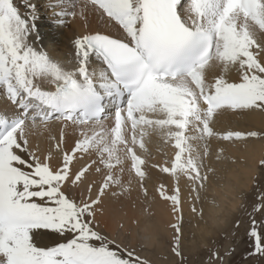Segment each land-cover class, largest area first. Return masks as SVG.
Masks as SVG:
<instances>
[{"label":"snow or ice","instance_id":"obj_1","mask_svg":"<svg viewBox=\"0 0 264 264\" xmlns=\"http://www.w3.org/2000/svg\"><path fill=\"white\" fill-rule=\"evenodd\" d=\"M22 6L23 13L15 0H0V98L8 102L0 109V264H148L101 231L103 197L113 188L128 190L124 168L116 171L125 160L128 184L134 174L143 188L145 160L137 147L145 149V127L173 142L170 166L160 171L176 186L172 194L162 184L157 189L173 215L181 212L180 178L193 190L208 179L201 174L207 147L193 155L191 140L258 135L220 136L212 124L222 111L264 112V0H50L56 25L91 12L115 30L75 37L71 68L34 46L38 5L22 0ZM212 69H220L214 79ZM232 70L236 81L225 77ZM53 122L60 136L51 139L62 153L55 167L29 139ZM69 127L78 136L65 150ZM190 129L198 135H188ZM93 173L100 179L90 180ZM262 210L264 198L253 209ZM171 227L172 251L181 256L180 227ZM258 227L264 222L253 219L250 254L264 255ZM208 264L223 258L211 252Z\"/></svg>","mask_w":264,"mask_h":264},{"label":"bare ground","instance_id":"obj_2","mask_svg":"<svg viewBox=\"0 0 264 264\" xmlns=\"http://www.w3.org/2000/svg\"><path fill=\"white\" fill-rule=\"evenodd\" d=\"M15 3L23 13L22 0H15ZM33 3L38 5L36 24L39 38L37 33H33L31 42L36 48L46 51L52 59L64 63L66 67L71 68L72 65L69 62L75 59L72 45L75 37L95 32L115 34V30L95 13L89 12L86 18H81L79 15L69 16L65 24L56 25L53 22L54 10L50 7V0H33ZM76 11L79 12V8ZM260 38L264 42V34ZM213 73L219 75L220 69L210 70V79H214ZM225 77L229 81H236L238 74L232 70L225 73ZM7 105L8 102L0 98V109ZM260 118L261 115L256 111H246L243 115L222 111L215 116L212 127L222 136L229 131L243 132L245 121L251 125H258L261 123ZM143 131L145 134L142 139L145 149L137 147V154L145 160L142 166L146 173L143 188L134 174H132L131 184H128L130 161L125 160L116 171L119 172V167L124 168L122 176L128 190L113 188L107 191L103 197V214L98 216L101 230L109 237L128 238L130 246L139 243L146 250H151L145 253L154 255L165 253L164 247L172 241L171 225L178 221L188 220L192 231L200 234L202 238L209 236L214 229L221 230L220 228L239 206V193L249 188L256 173L257 164L262 159L263 147L256 142L225 141L219 137L191 140L193 155L197 152L203 155L205 146L207 147L208 155L203 158L204 167L201 174H206L208 179L203 187L196 185L193 190V186L186 178H180L181 212L173 215L171 202L162 199L157 191L162 184L166 192L172 194V189L176 186L175 179L160 171L161 167L170 166L175 152L173 142H165L166 136L162 134V130L145 127ZM66 133L62 146L65 150L74 146L78 136L71 127L66 129ZM188 135L195 136L198 133L190 129ZM59 136L60 125L53 122L43 135L29 137L33 147L39 146V154L42 158L51 156L53 167L60 163L62 153L56 151V141L51 137L59 139ZM137 138H141L140 130L137 131ZM87 161L88 157H85L76 162L74 167H80ZM209 169L212 171H208ZM93 178L100 179L94 173L89 176L90 180ZM189 244L192 243L189 242ZM155 264L160 263L157 261Z\"/></svg>","mask_w":264,"mask_h":264},{"label":"rangeland","instance_id":"obj_3","mask_svg":"<svg viewBox=\"0 0 264 264\" xmlns=\"http://www.w3.org/2000/svg\"><path fill=\"white\" fill-rule=\"evenodd\" d=\"M256 112L261 115L259 121L261 123L251 125L245 121L243 132L258 133L256 137H249L246 141L256 142L264 149V112ZM245 113L246 111L234 114L243 115ZM262 160H264V150ZM261 161L257 164L256 173L249 188L239 193L240 203L237 210L232 213L225 225L220 228L221 230L214 229L209 236L202 238L200 234L192 231L188 220L176 222L181 230L179 237L181 256L175 255L172 251L175 246L174 229L172 241L170 244H166L165 253L162 255L145 253L151 252V250H146L139 243L130 246L128 238L118 240L130 249H135L136 253L148 264H155L157 261L160 264H208L211 252L218 253L223 258V264H264V255L250 254L254 252V241L249 238L252 220L255 219L258 225L264 222V210L253 211L256 206L261 205V200L264 198V165L261 164ZM258 231L264 235V228L258 227Z\"/></svg>","mask_w":264,"mask_h":264}]
</instances>
